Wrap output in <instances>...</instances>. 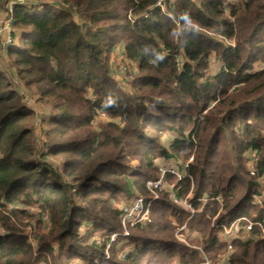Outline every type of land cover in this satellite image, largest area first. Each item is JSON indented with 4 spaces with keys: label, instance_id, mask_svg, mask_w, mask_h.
<instances>
[{
    "label": "trees",
    "instance_id": "obj_1",
    "mask_svg": "<svg viewBox=\"0 0 264 264\" xmlns=\"http://www.w3.org/2000/svg\"><path fill=\"white\" fill-rule=\"evenodd\" d=\"M56 1L13 8L12 76L0 65V264H264L262 232L243 221L264 217V69L253 70L264 0ZM15 84L47 110L38 147ZM190 157L185 178L166 175L149 222L109 243L158 165ZM237 220L236 238L220 241Z\"/></svg>",
    "mask_w": 264,
    "mask_h": 264
},
{
    "label": "built area",
    "instance_id": "obj_2",
    "mask_svg": "<svg viewBox=\"0 0 264 264\" xmlns=\"http://www.w3.org/2000/svg\"><path fill=\"white\" fill-rule=\"evenodd\" d=\"M42 4L55 5L54 2L48 3L46 0H7L4 7L0 6V47L1 51L5 54L8 49H10L14 44V29L12 27V14L14 7H30V6H39ZM27 105V100H25ZM32 110V109H31ZM101 116H105L101 114ZM193 160L192 157L189 158L188 162L182 165L180 171L174 170L173 168H159V178L156 181L148 182L146 185L147 196H142L137 194L130 203L124 204L121 206L120 213V223H121V232L114 233L110 236L109 243L115 242L119 237L126 238L129 234V228H132L141 223H147L150 220V207L154 201L158 198V193L161 192L166 187L165 177L167 174L173 175L177 182L181 181L186 177V169L188 164ZM249 171L251 174H254L252 167V162L250 163ZM263 183V191L260 196L255 197V202L259 205L262 203L264 198V178L261 179ZM174 202L186 209H188L192 214L194 210L191 206L186 203V201L173 199ZM206 201V200H205ZM45 220V218H43ZM246 221L245 230L250 231L253 227L257 226L262 232V237L264 238V217L259 222H250ZM241 220H237L230 226H223L218 231V237L220 241L225 244L230 245V243L236 238ZM171 223L177 228L176 238L185 243V239L182 236L184 226H178L173 221ZM108 247V246H107ZM197 249V248H196ZM226 261V257H221L219 263L222 264ZM81 264V263H74ZM98 264V263H96ZM207 264V262L205 263Z\"/></svg>",
    "mask_w": 264,
    "mask_h": 264
},
{
    "label": "rangeland",
    "instance_id": "obj_3",
    "mask_svg": "<svg viewBox=\"0 0 264 264\" xmlns=\"http://www.w3.org/2000/svg\"><path fill=\"white\" fill-rule=\"evenodd\" d=\"M7 0H0V6H3L5 5ZM48 1V3L50 2H57L56 0H46ZM216 38H219L218 34H213ZM14 36H18V34L16 35V32L14 31ZM219 40H222L221 38H219ZM223 41V40H222ZM1 42V40H0ZM225 43H227V41H223ZM228 44V43H227ZM232 44V42H231ZM233 45V44H232ZM0 65L2 67V69H8V72L9 74L12 76L10 69L7 68L8 67V62H7V58L4 56V53L1 51V47H0ZM112 64H113V70H114V75H115V79L118 83V85L121 86V88L125 91H128L130 89V82L132 81L131 78H128L129 76V73H128V70L130 69L128 66V69H126V64L125 62H123V58L122 56L120 55V52H119V49L115 51V53L112 55ZM135 69L134 65L132 66V69ZM220 68V62H218L215 57H211L210 58V63H209V71H208V75L209 76H214L218 73V70ZM133 69V70H134ZM261 69H264V62H257L253 65V70L256 72V71H259ZM9 75V76H10ZM11 80L15 83L16 80L14 79L13 80V77H10ZM20 85H17L15 84V87H17L19 89V91L21 92V94L24 96L25 100H27V107L36 111V114H37V117H36V123L34 125V128H33V133L35 135L34 139H35V145L36 147H38L41 143V141L43 140V137H42V132L43 130L45 129L46 125L44 122H42V119H44L46 117V114H47V110L43 107H41L37 102H36V99L33 97V95L30 93V92H27V90H24L23 88L19 87ZM107 121L106 118H98L96 120V123L99 124V123H105ZM163 142V146L167 149H169V147L171 146L172 144V138L168 137V136H165L164 139L162 140ZM133 164L132 165H136V162L133 161L132 162ZM156 163H158L156 161ZM185 163H183L182 161H174V162H171V163H165V164H159L158 165V168H164V167H167V168H173L174 170H177V171H180V169L182 168V165H184ZM248 167H251L250 164H248ZM166 189H170V187L167 188V185H166ZM174 201V200H173ZM124 202V201H123ZM121 204H124V203H121ZM84 229V228H83ZM2 231H0L1 233ZM29 233V232H27ZM32 236V235H31ZM129 248V247H127ZM127 248L125 247L124 249H126L127 251ZM125 251V250H124ZM125 251V253H126ZM124 255V254H123ZM107 258V257H106ZM105 258V259H106ZM100 264V263H98Z\"/></svg>",
    "mask_w": 264,
    "mask_h": 264
}]
</instances>
